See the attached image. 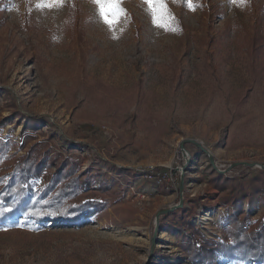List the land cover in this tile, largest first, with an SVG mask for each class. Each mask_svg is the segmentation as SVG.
<instances>
[{
	"label": "rangeland",
	"instance_id": "obj_1",
	"mask_svg": "<svg viewBox=\"0 0 264 264\" xmlns=\"http://www.w3.org/2000/svg\"><path fill=\"white\" fill-rule=\"evenodd\" d=\"M203 1L192 0L198 6L191 10L183 0H167L171 31L153 24L144 0H122L126 16L113 28L92 0L53 7L0 0V141L19 156L26 137L45 141L53 156L79 161L78 173L97 176L96 186L124 185V202L137 211L128 219L100 210L81 226L20 218L0 230V264H191L182 260L177 216L155 232L158 212L180 201L185 164L183 207H196L192 221L207 237L222 238L223 219L232 213L260 216L258 198L219 206V192L208 183L216 171L209 155L188 142L187 162L181 146L201 142L221 169L264 164V71L252 76L257 70L248 66L245 40L246 29L264 33L258 10L264 0H238L234 8L226 0L205 8ZM258 62L264 65V50ZM99 83L108 94L91 88ZM242 91L249 99L238 106ZM141 112L154 118L143 121ZM3 169L11 170V162ZM261 170L241 165L224 175L251 178ZM146 171L157 179L143 177ZM165 172L177 180L160 183Z\"/></svg>",
	"mask_w": 264,
	"mask_h": 264
},
{
	"label": "trees",
	"instance_id": "obj_2",
	"mask_svg": "<svg viewBox=\"0 0 264 264\" xmlns=\"http://www.w3.org/2000/svg\"><path fill=\"white\" fill-rule=\"evenodd\" d=\"M210 1L213 0L204 3L205 8ZM226 3L234 8L232 0H226ZM223 5L224 2L214 5L215 16H221ZM258 10L262 12L264 5ZM262 20V16L258 17L256 23L260 25ZM245 40L248 66L252 71L257 70L252 72V76L256 77L264 71V65L258 62L264 50V33L258 27L253 31L246 29ZM91 88L102 93L105 91V94L110 90L102 83ZM248 99L249 94L242 91L236 95L234 103L244 106ZM152 118V114L140 113L143 121ZM32 140L35 139L31 136L25 138L22 148L27 149L20 156L17 151L9 153L10 144L0 141V230L20 218L39 225L54 219L64 226H81L100 210L113 208L117 214L128 219L137 212L136 208L124 202L127 190L124 185L105 180L96 186L93 178L97 179V176L88 172L78 173L79 161L62 157L59 153L53 156V149L48 143H31ZM6 162H11V170L3 169ZM112 170L117 175L131 174L124 168L112 167ZM103 176L108 177L106 174ZM41 180L44 182L42 186L39 184ZM208 183L219 192V206L235 207L250 198H258L264 203L263 169L251 178L229 177L212 171ZM181 210L182 216L177 221L183 261L220 264L222 259L226 263L264 264V210L257 219L250 212L227 215L223 219V237L219 239L207 237L192 221L196 207H183ZM167 215L175 216V211ZM160 230H165L162 223Z\"/></svg>",
	"mask_w": 264,
	"mask_h": 264
},
{
	"label": "snow or ice",
	"instance_id": "obj_3",
	"mask_svg": "<svg viewBox=\"0 0 264 264\" xmlns=\"http://www.w3.org/2000/svg\"><path fill=\"white\" fill-rule=\"evenodd\" d=\"M64 0H41L37 7H53L62 5ZM122 0H92V3L97 7V14L101 20L113 28L119 23L122 16H126L125 10L121 7ZM173 2H180V0H173ZM237 3L238 0H232ZM242 2V0H241ZM148 5V11L152 16V22L155 26L161 27L165 30L175 31L174 17L167 10V0H144ZM186 7L195 10L198 6L192 0H183ZM113 38H117L115 34Z\"/></svg>",
	"mask_w": 264,
	"mask_h": 264
},
{
	"label": "water",
	"instance_id": "obj_4",
	"mask_svg": "<svg viewBox=\"0 0 264 264\" xmlns=\"http://www.w3.org/2000/svg\"><path fill=\"white\" fill-rule=\"evenodd\" d=\"M193 143L195 144L197 147H199L202 151H204L205 153H207L209 155V158H210V162L213 166V168L221 173V174H227L229 171H231L232 168L234 167H237V166H241V165H244V166H248V167H260L261 169L264 170V164L263 163H260V162H236V163H233L230 165V167H228L227 169H221L215 158L211 155L210 151L199 141L197 140H186L182 143V150H183V155L184 157L186 158V161L189 162L190 158H189V152L186 150L185 148V144L186 143ZM186 168H187V164H185L183 167H182V174H181V184H180V201L178 204H175V205H172L168 208H165V209H162L158 212V214L156 215V225H157V228H156V231L157 232V229L159 227V224H160V217L161 215H165V214H168V213H171L177 209H180L183 207L184 205V194H185V182H184V174H185V171H186ZM156 235V233H155ZM154 240V239H153Z\"/></svg>",
	"mask_w": 264,
	"mask_h": 264
},
{
	"label": "built area",
	"instance_id": "obj_5",
	"mask_svg": "<svg viewBox=\"0 0 264 264\" xmlns=\"http://www.w3.org/2000/svg\"><path fill=\"white\" fill-rule=\"evenodd\" d=\"M174 173H160V183H164L165 181L167 182H175L177 180V177H174ZM143 177L147 178V179H157V174L153 173V171H146L145 173H143L142 175Z\"/></svg>",
	"mask_w": 264,
	"mask_h": 264
},
{
	"label": "crops",
	"instance_id": "obj_6",
	"mask_svg": "<svg viewBox=\"0 0 264 264\" xmlns=\"http://www.w3.org/2000/svg\"><path fill=\"white\" fill-rule=\"evenodd\" d=\"M172 216H174V215H167V216H165L164 215V219H163V221H162V223H163V226H164V224H168V222H169V218H171ZM175 216H177V217H181L182 216V210L181 209H179V210H175Z\"/></svg>",
	"mask_w": 264,
	"mask_h": 264
}]
</instances>
